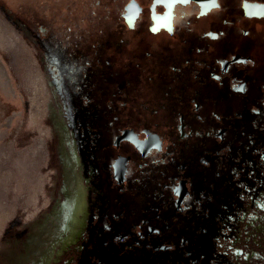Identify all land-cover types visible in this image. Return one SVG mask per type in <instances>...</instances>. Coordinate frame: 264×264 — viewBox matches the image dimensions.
I'll list each match as a JSON object with an SVG mask.
<instances>
[{"label":"rangeland","instance_id":"obj_1","mask_svg":"<svg viewBox=\"0 0 264 264\" xmlns=\"http://www.w3.org/2000/svg\"><path fill=\"white\" fill-rule=\"evenodd\" d=\"M17 1L22 10L20 16L0 3V264H99L98 259L106 257L103 241L110 239V235H100L106 220L99 204L107 195H101L98 178L102 176L91 175V168H100L111 133L107 132L102 141L100 137L93 141V135L106 124L87 115L89 108L84 100L97 96L98 90L93 91L92 87L97 79L93 83L88 80L92 69L84 64L89 59L79 38V31L87 24V29L94 28L91 20L95 11L100 13L97 0L88 4L91 20L82 13L84 6L79 0ZM28 16L33 21L26 22ZM94 24L97 27L95 20ZM4 68V79L12 82L14 96L8 92L13 88L3 84ZM98 71V67L93 70ZM154 76L159 81L155 90L161 96L162 75L158 72ZM263 87L264 70L256 80L254 97L239 102L224 119L229 133L222 154L210 153L221 146L217 142L194 139L180 155L183 161L195 165L191 172L200 185L198 189L209 193L205 200L208 205L218 208L226 204L232 208L227 237L218 246L207 244V257H202L199 264H264ZM97 107L96 104L92 108ZM223 108L221 104L222 111ZM254 108L260 109L261 114H252L250 110ZM234 112L245 114L238 118ZM96 145H102L97 154ZM177 155L174 157L178 158ZM203 156L210 161L205 167L199 160ZM67 160L71 163L67 164ZM178 167V163L169 160L159 169L155 165L154 172L148 174L159 186V182H171L178 175ZM89 178L93 180L88 186ZM79 180L90 187L88 223L63 248L71 227L69 190L76 188ZM106 189H110L108 183ZM142 191L149 195V187ZM111 193L113 198L118 196L116 190ZM147 199L141 194L124 196L123 202L129 203L132 218L127 225L121 222L118 226L126 230L134 223L141 224L143 219L156 217V212H146L150 206ZM173 210L171 204L167 212L174 213ZM175 222L171 235L180 229L179 222ZM151 224L162 228L163 221ZM178 240L173 241L176 243L170 252L172 256L177 251ZM126 245L116 247L126 250ZM149 250L138 246L120 257L114 258L109 253L105 259L110 264L169 262L157 254L152 258L147 253Z\"/></svg>","mask_w":264,"mask_h":264},{"label":"flooded vegetation","instance_id":"obj_2","mask_svg":"<svg viewBox=\"0 0 264 264\" xmlns=\"http://www.w3.org/2000/svg\"><path fill=\"white\" fill-rule=\"evenodd\" d=\"M95 3L100 13L95 11L94 19L90 14L85 15L86 19H93L94 28L87 29V24L79 31V38L89 59L84 64L92 69L88 80L93 83L97 79L92 86L93 91L98 90L97 96L84 100L89 108L87 115L106 124L93 135V141L99 137L102 141L107 132L111 133L100 168H91V175L102 176L98 178L101 195H107L99 204L106 220L100 235H110V239L103 241V255L112 253L114 258L120 257L143 246L150 248L149 256L153 258L157 254L168 260L167 264H199L202 257H207V244L218 246L227 237L232 208L226 204L218 208L208 205L205 200L209 193L198 189L200 185L191 172L195 165L183 161L180 155L194 139L217 142L221 146L210 153L222 154L229 133L224 119L239 102L248 101L256 94V80L264 70V0H97ZM96 67L98 73L93 72ZM158 72L162 75L161 96L155 90L159 81L155 84L154 75ZM96 104L98 107L92 108ZM250 111L261 114L257 108ZM244 114L234 112L238 118ZM204 128L208 131L204 132ZM101 146H95L96 154ZM175 153L178 158L174 157ZM208 158L199 159L202 167L210 164ZM169 160L179 164L178 175L171 182H159L156 186L148 172H154L155 165L159 169ZM68 163L71 161L67 160ZM92 180L89 178L88 186ZM81 183L79 180L77 187L71 189L77 202L69 210L70 235L63 248L88 223L90 187ZM147 187L149 195L142 191ZM111 190L117 191L115 201ZM140 194L148 197L150 206L146 212L154 211L157 216L124 230L118 225L121 222L127 225L132 213L123 197ZM171 204L174 213L167 212ZM106 208H109L107 213ZM111 210L115 211L110 215ZM98 218L99 215L94 217ZM160 219L162 228L151 224ZM175 221L180 229L171 235L177 225ZM178 238V248L172 256L170 252L176 243L173 241ZM158 239L161 241L154 242ZM125 244L126 250L116 247ZM106 257H100L99 264H110Z\"/></svg>","mask_w":264,"mask_h":264},{"label":"trees","instance_id":"obj_3","mask_svg":"<svg viewBox=\"0 0 264 264\" xmlns=\"http://www.w3.org/2000/svg\"><path fill=\"white\" fill-rule=\"evenodd\" d=\"M67 1H70V0H61L60 2L64 3V2H67ZM72 1V0H71ZM91 0H89L88 2H86L85 0H79V2H82L83 3V11L82 13L84 15L86 14H89V12L86 11V9L89 7L88 4ZM0 3L5 6L7 9H9L10 11L16 13L18 16H20L22 14V10H19V2L17 0H0ZM87 7V8H86ZM26 22H30V21H33V19L30 18V16L27 17V19H25Z\"/></svg>","mask_w":264,"mask_h":264},{"label":"bare ground","instance_id":"obj_4","mask_svg":"<svg viewBox=\"0 0 264 264\" xmlns=\"http://www.w3.org/2000/svg\"><path fill=\"white\" fill-rule=\"evenodd\" d=\"M6 76V70H5V68H4V71L2 72V79L4 80V82H3V84H4V86H6L7 88H9V86L11 87V88H13V90L12 89H8V92H9V94L11 93V94H13V96H14V87L12 86V82H6V80L4 79V77ZM9 84V85H8ZM16 96V95H15ZM76 202H77V198L75 197L74 198V196H73V194H72V192H71V190H69V210L71 209V208H73V206L76 204Z\"/></svg>","mask_w":264,"mask_h":264},{"label":"snow or ice","instance_id":"obj_5","mask_svg":"<svg viewBox=\"0 0 264 264\" xmlns=\"http://www.w3.org/2000/svg\"><path fill=\"white\" fill-rule=\"evenodd\" d=\"M131 26V25H130ZM156 29L154 28L153 31H155ZM240 90H243V86H241V89Z\"/></svg>","mask_w":264,"mask_h":264}]
</instances>
